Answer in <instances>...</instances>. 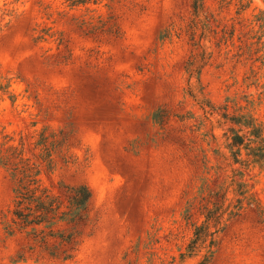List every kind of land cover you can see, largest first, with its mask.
<instances>
[{
    "label": "rangeland",
    "instance_id": "rangeland-1",
    "mask_svg": "<svg viewBox=\"0 0 264 264\" xmlns=\"http://www.w3.org/2000/svg\"><path fill=\"white\" fill-rule=\"evenodd\" d=\"M90 18L120 34H88ZM0 85V141L63 130L42 182L92 192L75 257L54 260L6 233L15 183L0 166V264H201L203 253L181 261L185 212L197 219L234 170L246 194L229 190L241 209L208 264H264V172L228 146L232 117L264 125V0H204L199 14L194 0H0Z\"/></svg>",
    "mask_w": 264,
    "mask_h": 264
},
{
    "label": "trees",
    "instance_id": "trees-1",
    "mask_svg": "<svg viewBox=\"0 0 264 264\" xmlns=\"http://www.w3.org/2000/svg\"><path fill=\"white\" fill-rule=\"evenodd\" d=\"M104 1L110 3L113 0H65L71 8L101 4ZM203 2L204 0H194L196 14L202 9ZM93 19H83L80 23V27L88 34H120V29L112 22V18L97 23ZM7 88L9 85H0L2 91ZM231 122L239 127H231L229 130L231 136L228 137V149L234 158L233 163H240L244 168L254 164L264 172V125L249 115L232 117ZM28 138L29 136H21L16 144L12 136L5 135L0 141V166L10 173L15 183L13 205L5 231L9 236L25 235L31 242L30 252L38 251L54 260H72L80 245L81 228L89 221L92 192L86 185L61 184L56 193L42 182V169H52L54 154L66 145L67 135L63 130L49 134L45 130L33 143L25 140ZM27 146L34 147L35 161L27 157ZM242 150L246 151L247 161L240 159ZM233 172L235 174L227 188L218 183L216 189L210 191L206 204L198 210L197 219L192 207L187 208L184 220L192 232V238L185 251L180 253L181 261L201 253L204 258L201 264H208L213 259L217 235L223 231L226 221L236 217L241 209V205L232 206L229 203L226 206L229 190H233L238 197L246 194L243 189L247 184L243 182L242 174L239 170ZM236 201L242 200L238 198ZM23 257L21 254L20 259Z\"/></svg>",
    "mask_w": 264,
    "mask_h": 264
}]
</instances>
